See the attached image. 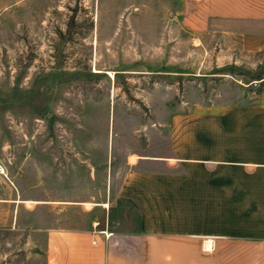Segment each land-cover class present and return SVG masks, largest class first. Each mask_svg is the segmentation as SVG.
I'll list each match as a JSON object with an SVG mask.
<instances>
[{
    "label": "rangeland",
    "instance_id": "obj_1",
    "mask_svg": "<svg viewBox=\"0 0 264 264\" xmlns=\"http://www.w3.org/2000/svg\"><path fill=\"white\" fill-rule=\"evenodd\" d=\"M233 102L264 103V48L172 1L0 0V264H47L49 228H134L125 171L169 153L173 112Z\"/></svg>",
    "mask_w": 264,
    "mask_h": 264
},
{
    "label": "crops",
    "instance_id": "obj_2",
    "mask_svg": "<svg viewBox=\"0 0 264 264\" xmlns=\"http://www.w3.org/2000/svg\"><path fill=\"white\" fill-rule=\"evenodd\" d=\"M169 1L191 35L217 25L264 48V0ZM205 107L173 112L169 153L123 174L134 228H49L47 264H264V103Z\"/></svg>",
    "mask_w": 264,
    "mask_h": 264
},
{
    "label": "built area",
    "instance_id": "obj_3",
    "mask_svg": "<svg viewBox=\"0 0 264 264\" xmlns=\"http://www.w3.org/2000/svg\"><path fill=\"white\" fill-rule=\"evenodd\" d=\"M204 248L205 249H211L212 248V242H211V240H206L205 241Z\"/></svg>",
    "mask_w": 264,
    "mask_h": 264
}]
</instances>
